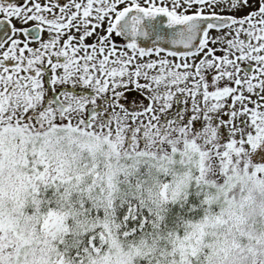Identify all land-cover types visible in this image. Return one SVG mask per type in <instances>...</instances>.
<instances>
[{"label":"snow or ice","instance_id":"snow-or-ice-1","mask_svg":"<svg viewBox=\"0 0 264 264\" xmlns=\"http://www.w3.org/2000/svg\"><path fill=\"white\" fill-rule=\"evenodd\" d=\"M0 264H264V0H0Z\"/></svg>","mask_w":264,"mask_h":264}]
</instances>
